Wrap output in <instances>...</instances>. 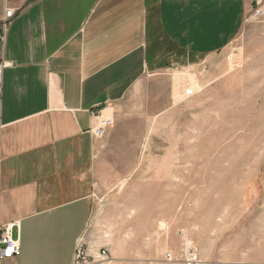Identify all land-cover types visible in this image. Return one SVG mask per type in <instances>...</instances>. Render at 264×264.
I'll use <instances>...</instances> for the list:
<instances>
[{
  "label": "crops",
  "instance_id": "1",
  "mask_svg": "<svg viewBox=\"0 0 264 264\" xmlns=\"http://www.w3.org/2000/svg\"><path fill=\"white\" fill-rule=\"evenodd\" d=\"M254 1L0 0V226L22 248L1 264H74L102 116L168 60L226 49Z\"/></svg>",
  "mask_w": 264,
  "mask_h": 264
},
{
  "label": "rangeland",
  "instance_id": "2",
  "mask_svg": "<svg viewBox=\"0 0 264 264\" xmlns=\"http://www.w3.org/2000/svg\"><path fill=\"white\" fill-rule=\"evenodd\" d=\"M255 1L226 49L168 60L108 109L77 264H264V10Z\"/></svg>",
  "mask_w": 264,
  "mask_h": 264
},
{
  "label": "built area",
  "instance_id": "3",
  "mask_svg": "<svg viewBox=\"0 0 264 264\" xmlns=\"http://www.w3.org/2000/svg\"><path fill=\"white\" fill-rule=\"evenodd\" d=\"M256 13L260 14L264 10V0H256ZM15 15L14 10H8L6 12L5 20L2 23L0 29V42L5 41V29H6V20L13 18ZM5 62L0 60V97L2 94V84H3V71L5 69ZM113 124V120L110 117L100 120L99 127L94 131V137L96 139H102L107 132V129ZM18 224H9L6 226H0V264L9 259L17 258L22 253L21 243L19 240L14 239L13 231ZM79 247L76 250L74 264H77L79 258ZM171 258L170 256H168ZM188 264H199L196 256H191L187 260Z\"/></svg>",
  "mask_w": 264,
  "mask_h": 264
},
{
  "label": "bare ground",
  "instance_id": "4",
  "mask_svg": "<svg viewBox=\"0 0 264 264\" xmlns=\"http://www.w3.org/2000/svg\"><path fill=\"white\" fill-rule=\"evenodd\" d=\"M193 87H194V89H197V88H198V85H197L196 83H194V84H193ZM107 116H108V114L102 116L101 119L107 118Z\"/></svg>",
  "mask_w": 264,
  "mask_h": 264
}]
</instances>
